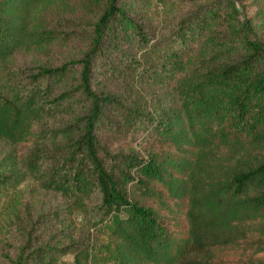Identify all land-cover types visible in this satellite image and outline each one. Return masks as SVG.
Instances as JSON below:
<instances>
[{"label":"trees","instance_id":"16d2710c","mask_svg":"<svg viewBox=\"0 0 264 264\" xmlns=\"http://www.w3.org/2000/svg\"><path fill=\"white\" fill-rule=\"evenodd\" d=\"M43 1L0 0V240L30 184L60 195L74 219L81 214L88 240L72 249L81 264H264V41L249 36L235 1L218 12L220 0H210L181 18L174 42L146 48L163 107L151 118L93 88L109 23L119 18L143 36L119 0H105L79 59L27 75L8 68L17 51L57 39L31 25ZM76 61L88 105L66 155L53 161L37 145L68 133L45 125L74 109L69 91H54ZM29 245L13 264H57L67 252L45 245L29 258Z\"/></svg>","mask_w":264,"mask_h":264},{"label":"rangeland","instance_id":"374dc122","mask_svg":"<svg viewBox=\"0 0 264 264\" xmlns=\"http://www.w3.org/2000/svg\"><path fill=\"white\" fill-rule=\"evenodd\" d=\"M239 16L249 19L250 37L264 41V0H234ZM210 0H119L123 7L143 30L137 35L134 24L116 19L106 31L104 51L96 57L93 70V88L99 92L117 96L122 104L137 108L144 117L157 116L162 111L160 88L150 81L145 65L152 67L147 47H163L175 41L176 29L181 18L197 16ZM231 0L214 2L216 11L226 12ZM105 6V0H44L36 6L31 25L42 30L55 31L53 42L31 51H17L7 65L17 68L21 74L35 72L40 66H57L65 61L79 59L90 46L93 23ZM194 19V17L192 18ZM139 63L138 65H135ZM80 64L70 66L66 77L55 85V93L70 92L74 109L66 110L50 120L47 128H65L68 133L56 139L40 142L37 146L42 155L61 160L72 143V135L78 133L75 123L88 101L81 95L79 83ZM100 139L111 149L120 148L117 141L106 137L98 130ZM131 143V142H130ZM137 151L141 146L133 145ZM3 142L0 141V159ZM1 171V170H0ZM22 204L9 233L0 240V264H13L20 248L27 243L26 253L33 258L43 248L52 246V251L61 253L57 264H81L72 249L88 240V229L81 214L76 219L66 209V201L52 191L37 189L27 184L21 190ZM76 232L70 236L73 224ZM60 247V248H59ZM59 248V251H58ZM33 250V251H32ZM32 252L35 254L32 255ZM37 264V263H34Z\"/></svg>","mask_w":264,"mask_h":264}]
</instances>
